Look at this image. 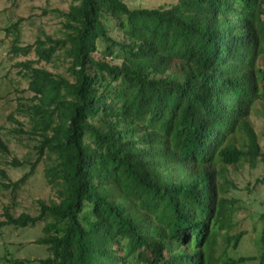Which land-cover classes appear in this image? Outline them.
<instances>
[{
	"label": "trees",
	"instance_id": "1",
	"mask_svg": "<svg viewBox=\"0 0 264 264\" xmlns=\"http://www.w3.org/2000/svg\"><path fill=\"white\" fill-rule=\"evenodd\" d=\"M59 15L60 36H44L35 52L62 57L65 74L22 64L34 93L25 109L57 200L15 217L12 197L0 221L41 224L35 242L47 255L2 260L264 264V198L256 254L235 258L243 233L232 232L238 199L229 195L239 166L259 164L264 184V146L251 123L254 112L264 120V0H73ZM0 150L8 151L2 141ZM34 166L0 184L18 189Z\"/></svg>",
	"mask_w": 264,
	"mask_h": 264
},
{
	"label": "rangeland",
	"instance_id": "2",
	"mask_svg": "<svg viewBox=\"0 0 264 264\" xmlns=\"http://www.w3.org/2000/svg\"><path fill=\"white\" fill-rule=\"evenodd\" d=\"M173 1L125 0L130 7H157ZM72 3L73 0H0V141L8 149L6 153L0 150V183L19 180L35 164L33 174L18 189L11 192V188H3L0 184V221L5 219L3 209L12 197L16 202L12 210L15 217L21 213L35 215L37 200H57L55 188L45 182L44 168L47 160L45 154H40L36 149L40 137L31 132L33 124L25 109V105L34 100V93L23 75L26 69L22 64L29 62L33 67L65 74L68 64L62 57L45 61L35 52V47L46 35L53 38L60 36L62 18L59 11H67ZM112 33L115 35L116 31L112 30ZM13 45L22 49L29 48V52L24 55L18 51L15 54ZM251 123L258 134L260 145L264 146V120L261 112L252 114ZM14 161L21 163V166L12 165ZM1 171L5 172L6 180L2 179ZM260 172L259 164L253 168L245 165L235 171L231 169L230 179L236 189L231 190L229 195L238 199L232 232L243 233L236 249L230 252V256L235 258L256 254L255 243L260 231L257 206L264 198V184L256 182ZM41 226L39 224L20 229L1 226L0 264H9L2 260L5 253L14 259L23 260L46 257L45 248L35 242L41 236ZM243 264L255 262L247 261Z\"/></svg>",
	"mask_w": 264,
	"mask_h": 264
}]
</instances>
